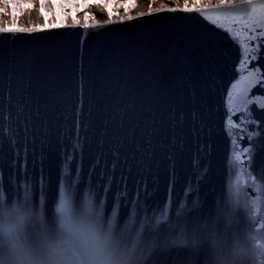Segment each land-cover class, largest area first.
<instances>
[{"label":"water","instance_id":"1","mask_svg":"<svg viewBox=\"0 0 264 264\" xmlns=\"http://www.w3.org/2000/svg\"><path fill=\"white\" fill-rule=\"evenodd\" d=\"M175 7L184 6L162 8ZM232 19L226 17L225 23ZM103 22L0 32V124L10 129L0 136L3 192L10 202L23 199L28 184L38 203L43 177L47 218L53 223L67 164L77 202L91 194L94 203H103L105 217L119 206L122 227L137 201L151 210L163 207L170 193L182 199L195 179L193 160L199 156L208 171L199 184L200 206L192 210L189 203L183 218L186 243L174 242L179 228L146 233L130 264H217L234 238L244 240L245 204L256 215L261 200L255 185L242 191L238 206L235 195L229 196L239 169L230 173L233 145L226 121L232 84L259 68L261 78L242 99L253 101L251 119L264 128V108L256 102L264 100V43L259 37L249 42L259 45V53L241 72L240 44L198 12L161 11L103 29L82 27ZM242 115L236 112L232 120L240 125ZM256 130L255 125L232 129L243 136L238 147H248V132ZM252 144L250 171L260 182L264 133ZM195 198L194 193L189 202ZM261 225L264 214L257 217L256 226ZM213 234L220 235L219 243L210 238ZM230 264L247 262L236 257Z\"/></svg>","mask_w":264,"mask_h":264},{"label":"snow or ice","instance_id":"2","mask_svg":"<svg viewBox=\"0 0 264 264\" xmlns=\"http://www.w3.org/2000/svg\"><path fill=\"white\" fill-rule=\"evenodd\" d=\"M7 3V0H6ZM5 3V8H6ZM19 3H13V8L19 7ZM46 6V5H42ZM87 7V5H85ZM227 10V11H221ZM161 11H183V12H198L205 17L212 24L217 27L225 28L232 36L233 40L238 42L241 46L242 60L239 66L241 72L248 70L250 63L249 57L257 58L259 53V45L252 47L250 41L258 39L264 43V30L257 34V29H264V0H227L225 3L213 5L211 7L189 6L186 2L183 8H159L150 9L147 13H139L137 16H124L119 20H113L111 17L103 23L84 24L85 29H103L113 23H125L133 19H140L145 15H154ZM94 17V14H92ZM233 17L231 21L225 23L226 17ZM87 18V17H86ZM236 23L241 27L233 29L232 24ZM81 26L79 21H74L73 24H47L44 27H2L0 32L10 33H32L38 31H45L57 27H78ZM251 33V35L249 34ZM87 34V33H86ZM262 74L259 68L254 71H248V74L241 75V78L236 83L232 84L228 93V108L229 116L226 121V128L232 136L233 150L229 157L228 166L230 173L235 169H239V174L236 176L235 184L229 185L230 198L235 195V199L239 202V197L242 191L249 185H255L260 192L261 200L255 208L256 215L252 214V209L245 204L244 211L249 228L246 231L244 240L234 238L233 244L228 247L227 251L221 250L217 259V264H230L232 258L243 257L247 264H264V225L257 227V217L264 214V170L260 172V182H257L250 171L251 158L255 154V148L252 144L257 137L264 133V128H260L258 122L251 119V112L248 105L253 101L248 100L243 102L244 97L247 96L251 87L258 82ZM261 108H264V100L256 98ZM236 112H241L240 125L246 131L250 125H255L258 130L248 132L249 146L239 148L238 145L243 139V136L237 137L232 129L239 127L233 120L232 116ZM10 129L6 124H0V136L7 135ZM79 122L77 123V139L79 134ZM73 146V151H75ZM19 156V153H17ZM26 159V156H25ZM65 159H68L66 154ZM193 168L195 179L190 180L185 189L182 199H177L169 195L168 202L160 207L149 210L146 206L141 208L139 201L133 204L131 214L121 227L119 224V206L114 207L110 217H105L103 212V203H94L91 194L85 193L83 201L78 203L76 199V181H73L71 175L68 173V165H65L64 175L62 176L59 196L53 208V221L59 220L62 225H70L73 222H78L93 236L102 235L110 239L114 244L118 245L125 253L135 255L142 243L146 233H158L162 229H180V235L174 242L186 243L185 229L181 227L183 218L188 212V205L191 203L192 210L200 206L199 200V184L207 174V166H201L199 156L194 157ZM247 175L248 179L242 182V177ZM25 171V179H26ZM79 173L76 175V180H79ZM196 194V198L189 202V197ZM46 195L44 191V180H40V197L39 202L36 203L32 198V190L28 184L24 185V196L20 199L19 196L14 201H9L3 192L2 182H0V226H2L5 214L14 220L18 225L25 228L38 225L42 230L48 231L55 224L49 223L46 211ZM257 204V202H253ZM138 208H141L143 217L141 218ZM228 222L231 223V216L228 217ZM214 227V225H213ZM214 243L220 242V235L213 234L210 237ZM195 243L196 240L194 239Z\"/></svg>","mask_w":264,"mask_h":264},{"label":"clouds","instance_id":"3","mask_svg":"<svg viewBox=\"0 0 264 264\" xmlns=\"http://www.w3.org/2000/svg\"><path fill=\"white\" fill-rule=\"evenodd\" d=\"M48 231L25 228L5 214L0 226V264H130L125 253L106 236L90 234L78 222Z\"/></svg>","mask_w":264,"mask_h":264},{"label":"rangeland","instance_id":"4","mask_svg":"<svg viewBox=\"0 0 264 264\" xmlns=\"http://www.w3.org/2000/svg\"><path fill=\"white\" fill-rule=\"evenodd\" d=\"M223 1L225 0H9L6 3V0H0V28L44 27L47 24L74 23L76 20L79 23L102 22L110 17L118 18L122 14L184 6L186 2L201 6L200 4L211 5ZM13 3H19L20 6L14 9ZM36 11L37 19L31 17V13Z\"/></svg>","mask_w":264,"mask_h":264},{"label":"bare ground","instance_id":"5","mask_svg":"<svg viewBox=\"0 0 264 264\" xmlns=\"http://www.w3.org/2000/svg\"><path fill=\"white\" fill-rule=\"evenodd\" d=\"M223 2H227L226 0L225 1H223ZM194 4L191 2V3H189V6H193ZM201 6L202 5H205V4H200ZM141 12H144V11H141ZM141 12H135V13H129V14H122V15H120L118 18H121V17H124V16H130V15H133V14H137V13H141ZM34 17V18H38V12L36 11L35 13H31V17ZM117 18V19H118ZM116 19V18H115Z\"/></svg>","mask_w":264,"mask_h":264},{"label":"trees","instance_id":"6","mask_svg":"<svg viewBox=\"0 0 264 264\" xmlns=\"http://www.w3.org/2000/svg\"><path fill=\"white\" fill-rule=\"evenodd\" d=\"M9 1V0H8ZM8 1H7V3H8Z\"/></svg>","mask_w":264,"mask_h":264}]
</instances>
